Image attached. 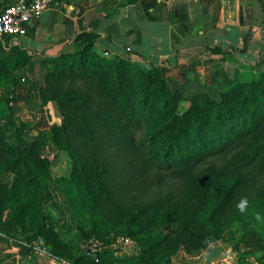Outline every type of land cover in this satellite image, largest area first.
<instances>
[{"label": "trees", "instance_id": "16d2710c", "mask_svg": "<svg viewBox=\"0 0 264 264\" xmlns=\"http://www.w3.org/2000/svg\"><path fill=\"white\" fill-rule=\"evenodd\" d=\"M14 1L0 0V11ZM110 39L82 29L41 59L49 65L43 84L33 83L24 101L35 111L55 102L62 120L48 129L20 121L35 133L37 152L15 159L21 169L0 142V173L13 174L0 182V236L47 248L63 264H170L179 249L190 254L220 240L221 223L243 210L239 237L229 241L237 264H264V237L251 227L264 219V71L232 80L217 98L193 95L181 110L162 66L110 49ZM221 51L207 46L204 54ZM33 54L40 52L0 50V88L21 71L33 75ZM13 98L0 96L9 113ZM48 142L72 158L62 183L69 209L89 217L66 218L88 241L77 248L40 203L51 162L39 150ZM125 238L137 251L118 257L114 245Z\"/></svg>", "mask_w": 264, "mask_h": 264}, {"label": "crops", "instance_id": "0c3cea01", "mask_svg": "<svg viewBox=\"0 0 264 264\" xmlns=\"http://www.w3.org/2000/svg\"><path fill=\"white\" fill-rule=\"evenodd\" d=\"M82 29L109 36L106 45L114 51L130 49L143 62L161 65L167 82L186 90L198 88L213 95L232 80H248L264 71V0H60L32 19L24 35L0 38V50L4 55L23 48L39 51L32 58L37 63ZM207 46L222 51L205 55ZM32 85L30 76L21 71L12 84L0 88V96L14 97L11 113L25 123L47 122L39 127L43 129L59 124L53 102L34 112L24 101ZM34 98L38 102L35 93ZM13 241L0 236V264L63 263L46 248L38 251L40 257L28 256ZM213 254L205 256L203 264H213L206 263ZM199 257L179 249L170 264H197Z\"/></svg>", "mask_w": 264, "mask_h": 264}, {"label": "rangeland", "instance_id": "374dc122", "mask_svg": "<svg viewBox=\"0 0 264 264\" xmlns=\"http://www.w3.org/2000/svg\"><path fill=\"white\" fill-rule=\"evenodd\" d=\"M48 66V64H45L41 60L35 63L33 75H29L32 83H37L39 85L43 84L46 68ZM229 83L226 86L215 90L212 95L211 93L203 89L197 88L194 90H190L188 88L186 90L179 87V85L167 82L169 90L181 96L182 99L179 103V108L181 110L188 105V99L191 96L197 94H209L210 96L217 98L219 93L228 87ZM53 106L54 109H52L53 111L55 110L56 118L60 119L61 121L62 115L60 114L55 102H53ZM0 110L4 114V117L0 119V142L3 144L4 149L6 148L5 152L8 160H10L11 162V165L15 164L16 169H21L22 166H24V163L22 161L16 163L15 159L17 157H20L21 155H25L28 151H31V153L34 154L37 153L33 152L34 146L32 147L35 142V133L28 132L26 128H24L23 125L20 124L21 120L13 116L12 113L7 112L3 104H0ZM33 111L36 112L35 110ZM27 125L34 129H43L39 127H44L48 125V123L46 122L45 125L38 124L36 126H32L31 124L27 123ZM39 152L44 157H47L51 162L49 167L50 177L48 179H45L44 182H40L39 185L40 187H42L40 189L43 192L40 202L43 208V213L52 217L54 222H56L63 239L70 243L71 246H74V248L83 246L88 243V241H80L79 238L75 235V232L72 230L70 223L66 220V218L70 215V213H72V211L68 207V194L67 192L65 193L64 184L62 183L63 179L69 178L72 166V158L67 153V151L57 150L49 142L44 148L40 149ZM12 179L13 174L11 173V171L0 173V182L10 183ZM80 209L76 210V212H73L72 214L76 220L86 224L89 218L88 214L84 209ZM242 211L240 210V212H238L240 216L242 215ZM5 214L6 212L4 211L2 213V216ZM240 216L221 223L223 236L220 240L209 243L204 249L192 251L190 253L191 255L199 254L200 257L195 259L197 264H203L204 257L212 253H214L212 258H207L206 263L207 261H210L213 264H237V253L231 248V244L229 241L234 242L239 237L241 228ZM176 226L177 225L175 223L171 224V228H176ZM251 227L256 230L262 237H264V219L258 218L252 223ZM165 231L170 232L167 229H165ZM19 239L20 240L16 239L15 241H13L12 245L20 247L23 253H26L28 256L30 255L33 257V255H35L36 257H40L37 250L38 245L33 243L34 247L29 248L25 243L22 242L21 238ZM114 247L116 249L115 255H117L118 257H125L134 254L137 251L135 242L129 238L118 241L117 244L114 245ZM205 251H207V254L204 253ZM250 260L253 261L252 258H250Z\"/></svg>", "mask_w": 264, "mask_h": 264}, {"label": "built area", "instance_id": "2783aa9c", "mask_svg": "<svg viewBox=\"0 0 264 264\" xmlns=\"http://www.w3.org/2000/svg\"><path fill=\"white\" fill-rule=\"evenodd\" d=\"M57 1L60 0H15L7 5L0 11V38L24 35L28 23L38 18L52 2ZM44 249L38 248V251Z\"/></svg>", "mask_w": 264, "mask_h": 264}]
</instances>
